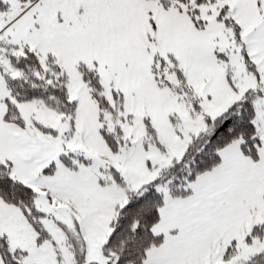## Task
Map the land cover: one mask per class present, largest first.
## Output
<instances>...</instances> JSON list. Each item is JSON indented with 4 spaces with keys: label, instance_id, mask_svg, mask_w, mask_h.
Returning <instances> with one entry per match:
<instances>
[{
    "label": "snow or ice",
    "instance_id": "obj_1",
    "mask_svg": "<svg viewBox=\"0 0 264 264\" xmlns=\"http://www.w3.org/2000/svg\"><path fill=\"white\" fill-rule=\"evenodd\" d=\"M0 264H264V0H0Z\"/></svg>",
    "mask_w": 264,
    "mask_h": 264
}]
</instances>
